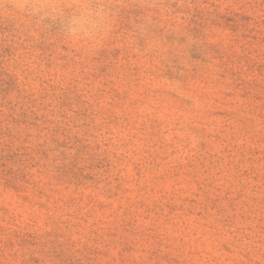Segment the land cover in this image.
I'll list each match as a JSON object with an SVG mask.
<instances>
[{
    "label": "rangeland",
    "instance_id": "1",
    "mask_svg": "<svg viewBox=\"0 0 264 264\" xmlns=\"http://www.w3.org/2000/svg\"><path fill=\"white\" fill-rule=\"evenodd\" d=\"M112 3L0 11V264H264V0Z\"/></svg>",
    "mask_w": 264,
    "mask_h": 264
},
{
    "label": "clouds",
    "instance_id": "2",
    "mask_svg": "<svg viewBox=\"0 0 264 264\" xmlns=\"http://www.w3.org/2000/svg\"><path fill=\"white\" fill-rule=\"evenodd\" d=\"M0 11L38 21L59 18L65 41L86 51L109 38L115 16L112 0H0Z\"/></svg>",
    "mask_w": 264,
    "mask_h": 264
}]
</instances>
